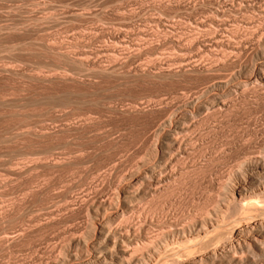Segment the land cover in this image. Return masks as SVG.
Wrapping results in <instances>:
<instances>
[{
    "label": "bare ground",
    "instance_id": "1",
    "mask_svg": "<svg viewBox=\"0 0 264 264\" xmlns=\"http://www.w3.org/2000/svg\"><path fill=\"white\" fill-rule=\"evenodd\" d=\"M51 1V0H50ZM89 1V0H88ZM92 1V0H91ZM139 1V0H138ZM165 1V0H164ZM170 1V0H169ZM192 1V0H191ZM190 0H174V4L181 7L187 12L195 7V2ZM196 1V0H195ZM205 1V0H204ZM207 1V0H206ZM205 1V3H207ZM38 2V1H37ZM49 2V1H48ZM133 2V1H132ZM135 2V1H134ZM143 2V1H142ZM203 2V1H200ZM260 0H210V9L212 14L206 20L198 19L193 21V30L186 33H177L168 31L170 34L164 38V41L172 46H177L179 53L176 54L170 61L164 65L152 67L135 66L130 71L131 74L139 75L137 77L151 78H174L180 80L182 83L187 80L190 81L189 86L194 83V86L187 87L184 82V88L182 91L175 94L169 102H162L160 100L157 111L161 112V115L157 117H150L147 123L148 128L145 130L148 134V143L144 154L138 159L132 162L131 169L125 171L122 174L114 172V177L111 183L112 187L109 191H103L102 189H96L94 186H87V192L85 191L83 196H74L73 202L79 209L84 212L85 224L84 226H72L67 228L63 242L56 248L58 253L52 256V259L43 260L45 264H238L244 261L245 255L250 254L257 255L256 258L260 259V263L264 264V138L258 141H254L255 145L242 146L238 148L236 156L233 157V161L227 169H225L222 178L217 176L216 183H213V179L210 176L213 174L210 167L215 163V160L210 156V144L214 142L211 140L212 134H215L217 130L228 124L232 125V122H236L234 113L241 106L237 99L240 95L243 99L249 93L255 97H264V23L260 30L262 31L261 37L254 39L249 37H237V33L230 31L229 22L235 21L234 16L232 19L228 16V11L239 12L242 8L250 9L260 5ZM26 3V2H25ZM32 3V2H31ZM36 3V2H35ZM168 3V2H167ZM166 3V4H167ZM199 3V2H198ZM203 3V4H205ZM221 3V7L216 8L215 5ZM38 4V3H36ZM47 4V3H46ZM144 4V2H143ZM173 4V5H174ZM202 4V3H201ZM28 5V4H27ZM26 5V6H27ZM30 5V4H29ZM84 5V3H83ZM172 5V4H171ZM174 5V6H175ZM199 5V4H198ZM16 6V5H15ZM23 6V5H22ZM35 6V5H34ZM87 6V4H86ZM140 6V5H139ZM160 6V5H159ZM168 6V5H167ZM175 6V7H176ZM197 6V4H196ZM209 6V5H208ZM218 6V5H217ZM262 6V5H261ZM5 7V6H3ZM21 7V6H20ZM31 7V6H30ZM62 7V6H61ZM114 7V6H113ZM156 7V6H155ZM177 7V8H178ZM260 7V6H259ZM27 8V7H26ZM58 8V7H56ZM64 8V7H63ZM117 8V7H116ZM141 8V6H140ZM149 8V7H148ZM165 8V7H164ZM198 8V7H197ZM196 8V10H197ZM263 8V7H262ZM261 8V9H262ZM10 9V8H9ZM16 9V8H15ZM65 9V8H64ZM63 9V10H64ZM86 9V8H85ZM180 9V8H179ZM201 9V8H200ZM257 9V8H256ZM260 9V8H259ZM260 9V10H261ZM264 9V8H263ZM1 10V9H0ZM13 10V9H12ZM62 10V11H63ZM117 10V9H116ZM181 10V9H180ZM255 10V9H254ZM17 11V10H16ZM15 11V12H16ZM22 11V10H21ZM61 11V10H60ZM119 11V10H118ZM123 11V10H122ZM199 11V10H197ZM205 11V9L203 10ZM243 11V12H244ZM24 12V11H22ZM56 12V11H55ZM59 12V11H58ZM68 12V11H67ZM70 12V11H69ZM121 12V11H120ZM175 12V11H174ZM186 12H184L186 14ZM192 12V11H191ZM195 12V11H193ZM200 12V11H199ZM209 12V10H208ZM260 12V11H259ZM264 12V10H263ZM1 13V12H0ZM10 13V12H9ZM13 12H11L12 14ZM32 13V11L30 12ZM65 13V12H64ZM118 13V12H116ZM128 13V11H127ZM189 13V12H188ZM187 13V14H188ZM202 13V12H201ZM211 13V12H210ZM229 13V12H228ZM262 13V10H261ZM7 14V13H6ZM27 14V13H26ZM62 14V13H60ZM119 14V13H118ZM174 14V13H172ZM207 14V13H206ZM229 14V15H230ZM240 14V13H239ZM244 14V13H243ZM259 14V13H258ZM264 14V13H263ZM262 14V15H263ZM2 15V14H1ZM9 15V14H8ZM84 15V14H83ZM160 15V14H159ZM168 15V14H167ZM171 15V14H170ZM191 15V14H189ZM188 15V16H189ZM209 15V14H208ZM261 15V16H262ZM48 16V15H46ZM75 17L74 15H72ZM133 16V15H132ZM138 16V15H137ZM136 16V17H137ZM158 16V15H157ZM243 16V15H242ZM32 17V16H31ZM44 17V16H43ZM80 17V16H79ZM115 17V15H114ZM153 17V16H152ZM155 17V16H154ZM185 17V16H184ZM197 17V15H196ZM194 17V18H196ZM253 17V16H252ZM12 18V17H11ZM35 18V17H34ZM41 18V17H40ZM51 18V17H50ZM53 18V17H52ZM72 18V17H71ZM156 18V17H155ZM3 19V18H2ZM21 19V18H20ZM19 19V20H20ZM31 19V18H30ZM46 19V18H44ZM154 19V18H153ZM230 19V20H229ZM242 19V18H241ZM254 19V18H253ZM22 20V19H21ZM29 20V19H28ZM33 20V19H32ZM247 20V19H246ZM50 21V20H49ZM52 21V20H51ZM54 21V20H53ZM153 21V20H152ZM155 22L159 23L160 19H155ZM241 21V20H240ZM5 22V21H4ZM30 22V21H29ZM33 22V21H32ZM37 21H35L36 23ZM45 22V21H44ZM56 22V21H55ZM128 22V21H127ZM178 22V21H177ZM185 22V21H184ZM245 22V21H244ZM254 22V20L252 21ZM2 23V22H1ZM8 23V22H7ZM7 23H5L7 25ZM43 23V22H42ZM162 23V22H161ZM186 23V22H185ZM251 23V22H250ZM261 23V22H259ZM155 24V23H154ZM163 24V23H162ZM172 24V23H171ZM170 24V25H171ZM179 24V23H178ZM181 24V23H180ZM189 24V23H188ZM232 25V23H230ZM229 24V25H230ZM253 24V23H252ZM12 25V24H11ZM21 25V24H20ZM24 25V24H23ZM36 25V24H35ZM161 25V24H160ZM169 25V26H170ZM247 25V24H246ZM34 26V25H33ZM38 26V25H37ZM109 26V25H108ZM182 26V25H181ZM185 26V25H184ZM259 26V25H258ZM13 27V26H12ZM25 27V26H24ZM23 27V28H24ZM32 27V26H31ZM95 27V26H94ZM175 27V26H174ZM178 27V26H177ZM180 27V26H179ZM234 27H236L234 25ZM233 27V28H234ZM15 28V27H14ZM28 28V27H27ZM36 28V27H35ZM115 28V27H114ZM117 28V27H116ZM123 28V27H122ZM130 28V27H129ZM137 28V27H136ZM185 28V27H183ZM237 28V27H236ZM252 28V27H251ZM259 28V27H258ZM10 29V28H9ZM8 29V30H9ZM34 29V27H33ZM111 29V28H110ZM140 29V28H139ZM235 29V28H234ZM239 29V28H238ZM23 30V29H22ZM28 30V29H27ZM100 30V29H99ZM123 30V29H122ZM133 30V29H132ZM136 30V29H135ZM143 30V29H142ZM232 30V29H231ZM2 31V30H1ZM32 31V30H31ZM35 31V30H33ZM101 31V30H100ZM127 31V30H126ZM139 31V30H138ZM147 31V30H146ZM151 31V30H150ZM188 31V30H187ZM243 31V30H242ZM247 31V30H246ZM7 32V31H6ZM9 32V31H8ZM7 32V33H8ZM17 32V31H16ZM96 32V31H95ZM108 32V31H107ZM114 32V31H113ZM237 32V31H236ZM10 33V32H9ZM18 33V32H17ZM22 33V32H21ZM30 33V32H29ZM37 34L39 32H36ZM35 33V34H36ZM128 33V32H127ZM234 33V34H233ZM244 33V32H243ZM11 34V33H10ZM102 34V33H101ZM129 34V33H128ZM150 34V33H149ZM2 35V34H1ZM14 35V34H12ZM11 35V36H12ZM34 35V34H32ZM93 35V34H92ZM121 34L119 32L112 33V38L116 41ZM244 35V34H243ZM246 35V34H245ZM251 35V34H250ZM10 36V37H11ZM39 36V35H38ZM42 36V35H41ZM47 36V35H46ZM87 36V35H86ZM91 36V35H90ZM94 36V35H93ZM139 36V35H138ZM239 36V34H238ZM5 37V36H4ZM8 37V36H7ZM29 37V36H27ZM111 37V36H110ZM252 37V35H251ZM2 38V37H1ZM124 38V36H123ZM140 38V37H139ZM145 38V37H144ZM5 39V38H4ZM12 39V38H11ZM17 39V38H16ZM28 39V38H27ZM71 39V38H70ZM46 40V39H45ZM66 40V39H65ZM89 40V39H88ZM123 40V39H121ZM126 40V39H125ZM137 40V39H136ZM149 40V38H148ZM161 40V39H160ZM3 41V40H2ZM16 41V40H15ZM30 41V40H29ZM32 41V40H31ZM35 41V40H34ZM60 41V39H59ZM63 41V40H62ZM73 41V40H72ZM4 42V41H3ZM10 42V41H9ZM14 41H12L13 43ZM33 42V41H32ZM66 42V41H65ZM74 42V41H73ZM125 42V41H124ZM25 43V42H24ZM40 43V42H39ZM42 43V42H41ZM89 43V42H87ZM115 43V42H114ZM121 43V42H120ZM123 43V42H122ZM26 44V43H25ZM28 44V43H27ZM32 44V43H30ZM54 44V43H53ZM52 42L45 43V48L52 52L54 46ZM22 45V44H21ZM36 45V43H35ZM40 47V44H37ZM60 45V44H59ZM78 45V44H77ZM119 45V44H117ZM138 45V44H137ZM250 45L253 48V56L246 62H240L246 47ZM20 46V45H19ZM26 46V45H25ZM30 46V45H29ZM32 46V45H31ZM44 44H42L41 48ZM61 46V45H60ZM84 46V45H82ZM109 46V45H108ZM125 46V45H124ZM8 47V46H7ZM58 47V46H57ZM66 47V46H65ZM75 47V46H74ZM81 47V46H80ZM118 47V46H117ZM165 47V46H164ZM175 47V48H177ZM9 48V47H8ZM17 48V47H16ZM36 48V46H35ZM38 48V47H37ZM44 48V49H45ZM70 48V46H69ZM138 48V47H137ZM136 48V49H137ZM142 48V47H141ZM145 48V47H144ZM159 48V47H158ZM11 49V48H10ZM43 49V50H44ZM45 49V50H46ZM84 49V48H83ZM95 49V48H94ZM97 49V48H96ZM173 49V47H172ZM40 50V49H39ZM65 50V49H64ZM68 50V49H67ZM72 50V49H71ZM70 50V51H71ZM81 50V49H80ZM85 50V49H84ZM83 50V51H84ZM88 50V48H87ZM98 50V49H97ZM120 50V49H119ZM124 50V49H123ZM128 50V49H127ZM142 50V49H141ZM12 51V50H11ZM33 51V50H32ZM66 51V50H65ZM69 51V50H68ZM74 51V50H73ZM72 51V52H73ZM79 51V50H77ZM82 51V52H83ZM89 51V50H88ZM102 51V50H101ZM113 55V50H103ZM110 51V52H109ZM38 52V51H37ZM45 52V51H44ZM63 52V51H62ZM80 55H86L85 51ZM116 52V51H115ZM176 52V51H175ZM21 53V52H20ZM36 53V52H35ZM55 52H53L54 54ZM70 53V52H69ZM69 53H65L66 56ZM76 53V52H75ZM107 53V54H108ZM139 53V52H138ZM147 53V52H146ZM38 54V53H36ZM35 54V56H36ZM41 54V52H40ZM43 54V53H42ZM57 54V53H56ZM61 54V51H60ZM96 54V53H95ZM106 54V55H107ZM115 54V53H114ZM129 54V53H128ZM20 55V54H19ZM30 55V54H29ZM51 55V54H50ZM63 54L60 55L62 57ZM88 55V54H87ZM94 55V54H93ZM122 55V54H121ZM144 55V54H143ZM243 57H242V56ZM45 56V55H44ZM43 56V57H44ZM47 56V55H46ZM54 56V55H53ZM89 56V55H88ZM99 56V55H98ZM97 56V57H98ZM104 56V55H103ZM115 57V55H113ZM111 56V58H113ZM52 57V56H51ZM64 57V56H63ZM68 57V56H67ZM74 57V56H73ZM81 57V56H80ZM86 57V56H85ZM96 57V56H95ZM121 57V56H120ZM143 57V56H142ZM170 57V56H169ZM250 57V56H248ZM247 57V58H248ZM42 58V57H41ZM70 58V57H69ZM72 58V56H71ZM84 58V57H81ZM80 58V59H81ZM88 58V57H86ZM85 58V59H86ZM118 58V57H116ZM161 58V57H160ZM241 58V60H240ZM59 59V58H58ZM65 59V57H64ZM68 59V58H67ZM77 59V58H76ZM100 59V58H99ZM119 59V58H118ZM169 59V58H168ZM166 59V60H168ZM51 60V59H49ZM63 60V58L61 59ZM66 60V59H65ZM63 60V61H65ZM112 60V59H111ZM114 60V59H113ZM112 60V61H113ZM155 60V59H154ZM160 60V59H159ZM59 61V60H57ZM67 61V60H66ZM72 61V60H71ZM75 61V60H73ZM80 61V60H79ZM78 63L80 64V62ZM86 61V60H84ZM103 61V60H102ZM116 61V60H115ZM113 61L115 64L104 66L102 64L96 65L95 73H99L101 76L106 75H119L115 67L119 64ZM121 61V60H119ZM123 61V60H122ZM121 61V62H122ZM126 61V60H125ZM157 61V60H156ZM56 62V61H55ZM69 62V61H68ZM67 62V63H68ZM90 62V61H89ZM98 62V61H97ZM124 62V61H123ZM162 62V61H161ZM19 63V61H18ZM77 63V61H76ZM86 63V62H85ZM99 63V62H98ZM142 63V62H141ZM155 63V62H154ZM157 63V62H156ZM1 64V63H0ZM14 64V62H13ZM21 64V63H20ZM65 64V63H64ZM82 64V63H81ZM92 64V63H91ZM110 64V63H109ZM131 64V63H130ZM135 64V63H134ZM137 64V63H136ZM160 64V63H159ZM175 66H172V65ZM55 65V64H54ZM52 65V66H54ZM59 65V64H58ZM72 65V64H71ZM85 65V64H84ZM124 65V64H123ZM126 65V64H125ZM129 65V64H128ZM9 66V65H8ZM11 66V65H10ZM20 66V65H19ZM48 66V65H47ZM51 66V65H49ZM48 66V67H49ZM68 66V65H67ZM70 66V65H69ZM79 66V65H78ZM92 66V65H90ZM150 66V64H149ZM153 66V65H152ZM155 66V65H154ZM2 67V66H1ZM6 67V66H5ZM28 67V66H27ZM55 67V66H54ZM57 67V66H56ZM55 67V68H56ZM60 67V66H59ZM72 67V66H71ZM81 70L83 67L79 66ZM118 67V66H117ZM123 67V66H122ZM126 69L127 66H125ZM129 68L131 66H128ZM12 68V67H11ZM10 68V69H11ZM54 68V69H55ZM77 68V67H76ZM88 68V67H87ZM121 68V67H120ZM30 69V68H29ZM28 69V70H29ZM34 69V68H33ZM39 69V67H38ZM42 69V68H40ZM48 69V68H47ZM52 69V68H51ZM58 69V68H57ZM73 69V68H72ZM79 69V68H78ZM92 69V67H91ZM90 69V70H91ZM32 70V69H31ZM36 70V68L34 69ZM53 70V69H52ZM66 70V69H65ZM69 70V69H68ZM75 71V69H73ZM89 70V69H88ZM121 70V69H120ZM119 70V71H120ZM124 71V68L122 69ZM1 71V70H0ZM6 71V70H5ZM4 71V72H5ZM21 71V70H20ZM30 71V70H29ZM42 71V70H41ZM48 71V70H47ZM50 71V70H49ZM61 71V70H60ZM64 71V69H63ZM85 71V70H84ZM8 72V70H7ZM6 72V73H7ZM11 72V71H10ZM14 72V71H13ZM36 72V71H35ZM57 72V71H56ZM67 71H65L66 73ZM73 72V71H72ZM77 71H75L76 73ZM93 72V71H92ZM126 72V71H125ZM125 72L124 75H125ZM128 72V70H127ZM3 73V72H1ZM0 73V74H1ZM9 73V72H8ZM52 73V72H51ZM55 73V71H54ZM58 73V72H57ZM81 73V72H80ZM94 73V72H93ZM122 73V72H121ZM122 73V74H123ZM129 73V72H128ZM127 73V74H128ZM129 73V74H130ZM12 74V73H11ZM17 74V73H16ZM43 74V73H42ZM60 74V73H59ZM79 74V73H78ZM77 74V75H78ZM84 74V73H83ZM82 74V75H83ZM86 74V73H85ZM98 74V75H99ZM128 74V75H129ZM13 75V74H12ZM19 75V74H17ZM26 75V74H25ZM42 77H33L44 81H54L55 83H62L67 85V82L76 81L78 78L73 75L60 74ZM52 75V74H51ZM80 75V74H79ZM99 75V76H100ZM8 76V75H6ZM33 76V75H31ZM30 76V78H31ZM123 76V75H122ZM15 77V76H12ZM22 77V76H21ZM26 77V76H25ZM28 77V76H27ZM26 77V78H27ZM82 77V76H80ZM93 77V76H91ZM105 77V76H104ZM109 79L111 76H108ZM17 78V77H16ZM27 78V79H30ZM127 78V77H126ZM170 78V79H171ZM6 79V78H5ZM22 79V78H21ZM95 79V78H94ZM103 79V77H102ZM108 79V78H107ZM113 79V77H112ZM111 79V80H112ZM123 79V78H122ZM125 79V78H124ZM139 79V78H138ZM144 79V78H142ZM146 79H149L148 77ZM152 79V80H154ZM164 79V78H163ZM166 79V78H165ZM190 79V80H188ZM80 80V79H79ZM100 80V79H99ZM106 80V79H105ZM136 80V79H135ZM151 80V79H150ZM149 80V81H150ZM158 80V79H156ZM173 80V79H171ZM175 80V81H176ZM193 80V81H192ZM11 81V80H10ZM26 81V80H24ZM34 81V80H33ZM155 81V80H154ZM153 81V82H154ZM179 81V82H180ZM22 82V81H21ZM36 82V81H35ZM85 82V81H84ZM87 82V81H86ZM195 82L197 84H195ZM48 83V82H47ZM46 83V84H47ZM76 83V82H75ZM103 83V82H102ZM20 84V83H19ZM74 84V83H73ZM71 83V85H73ZM85 84V83H84ZM96 84V83H95ZM16 85V84H15ZM34 85V84H33ZM38 85V84H37ZM63 85V86H64ZM65 85V86H66ZM70 85V84H69ZM70 85V86H71ZM76 85V84H75ZM80 85V84H79ZM87 85V84H86ZM92 85V84H91ZM156 85V84H155ZM17 86V85H16ZM20 86V85H19ZM36 86V85H35ZM39 86V85H38ZM54 86V84L52 85ZM59 86V85H57ZM78 86V85H77ZM5 87V86H4ZM40 87V86H39ZM61 87V86H59ZM72 87V86H71ZM70 87V88H71ZM3 88V87H2ZM22 88V87H21ZM42 88V87H41ZM52 88V87H51ZM76 88V87H75ZM75 88L69 89L64 87L61 90L62 102L75 103L81 100L83 92L80 94L75 92ZM94 88V87H93ZM32 89V88H31ZM83 89V88H82ZM92 89V88H91ZM8 90V89H7ZM23 90V88H22ZM41 90V89H40ZM44 90V89H42ZM48 90V89H47ZM53 90V89H52ZM75 90V91H74ZM11 91V90H10ZM21 91V90H20ZM26 91V90H25ZM29 91V90H27ZM51 91V89L49 90ZM58 91V90H57ZM81 91V89L79 90ZM90 91V90H89ZM95 91V90H94ZM13 92V91H12ZM31 92V91H30ZM41 92V91H40ZM44 92V91H43ZM52 92V91H51ZM53 92H55L53 90ZM85 92V91H84ZM98 92V91H97ZM5 93V92H4ZM20 94V93H19ZM18 94V95H19ZM24 94V93H23ZM42 94V93H41ZM85 94V93H84ZM89 94V93H88ZM254 94V95H253ZM34 95V94H33ZM38 95V93H37ZM43 95V94H42ZM41 95V96H42ZM56 95H58L56 93ZM60 95V94H59ZM92 95V94H91ZM97 95V94H96ZM31 97V95H29ZM36 96V94H35ZM44 96V95H43ZM42 96V97H43ZM48 96V95H47ZM50 96V95H49ZM86 96V94H85ZM90 96V94H89ZM13 97V96H12ZM56 100L59 96H55ZM84 97V96H83ZM92 97V96H91ZM94 97V96H93ZM5 98V97H4ZM7 98V96H6ZM27 98V97H26ZM29 98V97H28ZM51 96V100H52ZM60 98V97H59ZM103 98V97H102ZM252 98V97H251ZM2 99V98H1ZM44 99V98H43ZM50 99V98H48ZM83 99V98H82ZM85 99V98H84ZM83 99V100H84ZM89 101V98H87ZM97 99V97H96ZM108 99V98H107ZM250 99V98H249ZM5 100V99H4ZM7 100V99H6ZM5 100V101H6ZM12 100V99H11ZM10 100V101H11ZM33 100V99H32ZM38 100V99H37ZM50 100V101H51ZM54 100V99H53ZM61 100V99H60ZM86 100V99H85ZM98 100V99H97ZM112 100V99H110ZM2 101V100H1ZM9 101V100H7ZM35 101V100H34ZM39 101V100H38ZM91 101V100H90ZM158 101V100H157ZM168 101V100H167ZM240 101V100H239ZM244 101V102H245ZM252 101V100H251ZM256 101V100H255ZM258 101V100H257ZM261 101H263L261 99ZM31 102V101H30ZM52 102V101H51ZM50 102V103H51ZM55 102V101H54ZM58 104L54 106L63 105L57 101ZM83 104L84 102L81 101ZM81 102L79 104H81ZM86 102V101H85ZM240 105L239 107L235 105ZM242 102V101H240ZM248 102V101H246ZM250 102V101H249ZM7 103V102H5ZM4 103V104H5ZM11 103V102H9ZM26 103V102H25ZM44 103V102H43ZM46 103V102H45ZM44 103V104H45ZM56 103V102H55ZM90 103V102H89ZM93 104V102L91 101ZM95 103V102H94ZM109 103V101L107 102ZM111 103V102H110ZM158 103V102H157ZM252 103V102H251ZM3 104V103H2ZM12 104V103H11ZM16 104V103H15ZM48 104V103H47ZM45 104V105H47ZM99 104V102H98ZM103 104V103H102ZM156 104V103H155ZM259 104V103H258ZM21 105V104H20ZM44 105V106H45ZM65 105V104H64ZM109 105V104H108ZM115 105V104H114ZM132 105V104H131ZM127 106L124 112L141 115L145 113V108L139 106ZM0 106H2L0 104ZM10 106V105H9ZM48 106V105H47ZM53 106V107H54ZM66 106V105H65ZM71 106V104H70ZM85 106V105H84ZM95 106V105H94ZM96 106H98L96 104ZM113 106V105H112ZM155 106V105H154ZM237 106V109L233 111V108ZM252 106V105H251ZM262 106V105H261ZM49 107V106H48ZM47 107V108H48ZM61 107V106H60ZM64 107V106H63ZM80 107V106H79ZM83 107V106H81ZM103 107V106H102ZM110 107V106H109ZM1 108V107H0ZM5 108V107H4ZM7 108V106H6ZM9 108V107H8ZM17 108V107H16ZM56 108V107H55ZM98 108V107H97ZM113 108V107H112ZM121 108V107H120ZM243 108V107H242ZM241 108V109H242ZM257 108V107H256ZM18 109V108H17ZM22 109V107H21ZM43 109V108H42ZM41 109V110H42ZM62 109V108H61ZM64 109V108H63ZM100 109V108H99ZM106 109V108H105ZM123 109L121 111H123ZM149 109V108H148ZM245 109V108H243ZM4 110V109H3ZM12 110V109H11ZM24 110V109H23ZM52 111V109H50ZM65 110V109H64ZM73 110V108H72ZM80 110V109H79ZM101 110V109H100ZM109 110V109H108ZM114 110V108H113ZM112 110V111H113ZM155 110V109H154ZM240 110V108L238 109ZM251 110V109H250ZM28 111V110H27ZM59 111V110H58ZM103 111V110H102ZM150 111V110H149ZM152 111V110H151ZM150 111V112H151ZM156 111V112H157ZM6 112V111H5ZM29 112V111H28ZM64 112V111H63ZM91 112V111H90ZM115 112V111H114ZM234 112V113H233ZM245 112V111H243ZM248 112V111H247ZM27 113V112H26ZM25 113V114H26ZM75 113V112H74ZM95 113V112H94ZM108 113V112H107ZM118 113V112H117ZM120 113V112H119ZM122 113V112H121ZM126 113V114H127ZM147 113V112H146ZM241 113V112H240ZM2 114V113H1ZM23 115V113H21ZM70 114V113H69ZM72 114V113H71ZM86 114V113H85ZM89 114V113H88ZM87 114V115H88ZM92 114V113H91ZM100 114V113H99ZM110 114V113H109ZM124 113H122L123 115ZM125 114V115H126ZM152 114V112H151ZM12 115V114H10ZM84 115V114H83ZM237 115V114H236ZM235 115V116H236ZM6 116V115H5ZM4 116V117H5ZM62 116V115H61ZM85 116V115H84ZM109 116V115H108ZM124 116V115H123ZM144 116V115H143ZM147 116V115H146ZM254 116V115H253ZM1 117V116H0ZM8 117H10L8 115ZM16 117V115H15ZM26 117V116H25ZM81 117V115H80ZM87 117V116H86ZM84 117L86 120L78 121L75 124H67V122L56 129V132L48 131L50 133L59 132L62 134L64 131H80L84 130L87 126L89 130L91 118ZM98 117V116H97ZM96 117V118H97ZM61 118V117H60ZM67 118V117H66ZM77 118V117H76ZM118 118V117H117ZM135 118V117H134ZM81 119V118H80ZM83 119V118H82ZM102 119V118H101ZM100 119V120H101ZM104 119V118H103ZM127 119V118H126ZM132 119V118H131ZM139 119V118H138ZM148 119V118H147ZM248 119V118H247ZM2 120V119H1ZM98 120V119H97ZM246 120V119H245ZM8 121V120H7ZM11 121V120H10ZM42 121V120H41ZM40 121V122H41ZM53 121V120H52ZM51 121V122H52ZM62 121V122H63ZM250 121V120H249ZM16 122V121H15ZM75 122V121H74ZM96 122V121H95ZM94 122V123H95ZM100 122V121H98ZM97 122V123H98ZM244 122V121H243ZM10 123V122H9ZM19 123V122H18ZM36 123V122H35ZM61 123V122H60ZM93 123V124H94ZM101 123V122H100ZM130 123V122H129ZM4 124V123H3ZM21 124V123H20ZM57 124V122H55ZM92 124V125H93ZM134 124V123H133ZM19 125V124H18ZM27 125V124H26ZM42 125V124H41ZM236 125V124H235ZM29 126V125H28ZM45 126V125H44ZM48 126V125H47ZM45 126V127H47ZM56 126V125H55ZM248 126V125H247ZM6 127V126H5ZM13 127V126H12ZM94 127V126H93ZM104 127V126H103ZM137 127V126H136ZM147 126H145L146 128ZM226 127V126H225ZM224 127V128H225ZM264 127V126H263ZM4 128V127H3ZM21 128V127H20ZM23 128V126H22ZM28 128V127H27ZM26 128V129H27ZM48 128V127H47ZM91 128V129H90ZM98 128V127H97ZM30 129V128H29ZM28 129V130H29ZM36 129V127H35ZM46 129V128H43ZM86 128V130L88 131ZM96 129V128H95ZM107 129V128H106ZM113 129V128H112ZM226 129V128H225ZM246 129V128H245ZM5 130V129H4ZM16 130V129H15ZM22 130V129H20ZM24 130V129H23ZM26 130V131H28ZM34 130V129H33ZM47 130H40L33 132L32 135L38 137L49 134ZM81 130V131H82ZM227 130V129H226ZM9 131V130H8ZM86 131V132H87ZM100 131V130H99ZM98 131V132H99ZM108 131V130H107ZM118 131V130H116ZM223 131V129H222ZM239 131V130H238ZM256 131V130H255ZM84 132V131H83ZM105 132V131H104ZM5 133V132H3ZM25 133V132H24ZM23 133V134H24ZM27 133V132H26ZM58 133V135H60ZM65 133V132H64ZM68 133V132H67ZM70 133V132H69ZM91 133V131H90ZM90 133H87L88 135ZM95 131L93 132V134ZM116 133V132H115ZM123 133V132H122ZM145 133V132H144ZM219 133V132H218ZM8 134V133H7ZM6 134V135H7ZM20 134V133H19ZM18 134V135H19ZM22 134V133H21ZM80 134V133H79ZM83 134V133H82ZM91 134V135H93ZM98 134V133H97ZM138 134V133H136ZM221 134V133H220ZM237 134V133H236ZM13 135V134H12ZM25 135V134H24ZM23 135V136H24ZM29 135V134H27ZM51 135V134H50ZM55 134H52V136ZM63 135V134H62ZM62 135L60 137H62ZM69 135V134H68ZM72 135V134H71ZM70 135V136H71ZM95 135V134H94ZM93 135V136H94ZM105 136H110L104 134ZM117 135V134H116ZM133 135V134H132ZM144 135V134H143ZM211 135V136H210ZM263 135V134H262ZM16 136V134H15ZM31 136V135H29ZM46 136V135H45ZM44 136V137H45ZM64 136H66L64 134ZM73 136V135H72ZM81 136V135H80ZM90 136V135H89ZM101 136V135H99ZM103 136V137H105ZM112 136V135H111ZM110 136V137H111ZM215 136V135H214ZM5 137V136H2ZM8 137V136H7ZM5 137V138H7ZM32 137V136H31ZM50 137V136H49ZM57 137V136H56ZM59 137V138H60ZM68 136H66L67 138ZM76 137V136H75ZM87 137V136H85ZM210 137V139H209ZM9 138V137H8ZM23 138V137H22ZM28 138V137H27ZM34 138V139H35ZM48 138V137H47ZM70 138V137H69ZM78 138V137H77ZM77 138H73L76 140ZM83 138V137H82ZM106 138V137H105ZM109 138V137H108ZM214 138V137H213ZM216 138V136H215ZM10 139V138H9ZM20 139V138H19ZM25 139V138H24ZM41 139V138H40ZM43 139V138H42ZM51 139V138H50ZM65 139V138H64ZM63 139V140H64ZM104 139V138H103ZM112 139V138H111ZM123 139V138H122ZM18 140V139H17ZM45 140V139H44ZM53 140V139H52ZM62 140V138H61ZM62 140V141H63ZM73 140V141H74ZM81 140V138H80ZM79 140V141H80ZM90 140V139H89ZM110 140V139H109ZM120 140V139H119ZM210 140L212 142H210ZM3 141V140H2ZM6 141V140H5ZM20 141V140H19ZM51 141V140H50ZM54 141V140H53ZM65 141V140H64ZM88 141V140H87ZM11 142V141H10ZM21 142V141H20ZM24 142V141H23ZM28 142V141H27ZM38 141H35V143ZM55 142V141H54ZM66 142V141H65ZM83 142V141H82ZM93 142V141H92ZM99 142V141H98ZM250 142V141H249ZM29 143V142H28ZM41 143V142H40ZM49 143V142H48ZM52 143V142H51ZM58 144L57 142H55ZM54 143V144H55ZM86 143V142H85ZM13 144V143H12ZM22 144V143H21ZM42 144V143H41ZM55 144V145H56ZM61 144V143H60ZM68 144V142L66 143ZM65 144V145H66ZM32 145V144H31ZM46 145V144H42ZM51 145V144H50ZM62 145V144H61ZM80 145V144H79ZM237 145V144H236ZM6 146V145H5ZM53 146V145H51ZM57 146V145H56ZM73 146V145H72ZM145 146V145H144ZM231 146V145H230ZM7 147V146H6ZM16 147V146H15ZM29 147V145H28ZM47 147V145H46ZM55 147V146H54ZM61 147V146H60ZM63 147V146H62ZM79 147V146H78ZM11 148V147H10ZM39 148V147H38ZM43 148V147H42ZM41 148V149H42ZM51 148V147H48ZM71 148V147H70ZM73 148V147H72ZM81 148V147H80ZM83 148V147H82ZM82 148L80 150H82ZM6 149V148H5ZM4 149V150H5ZM23 149V148H22ZM27 149V148H26ZM37 149V148H36ZM69 149V148H66ZM77 149V148H76ZM75 149V150H76ZM84 149V148H83ZM234 149V148H233ZM7 150V149H6ZM17 151V149H15ZM19 150V149H18ZM21 150V149H20ZM30 150V149H29ZM34 150V149H33ZM45 150V149H43ZM52 151V149H50ZM57 150V149H56ZM79 150V149H78ZM105 150V149H103ZM12 151V150H11ZM35 151V150H34ZM49 151V150H47ZM66 151V150H65ZM96 151V150H95ZM144 151V150H143ZM6 152V151H5ZM14 152V151H13ZM42 152L39 151V153ZM46 153V151H43ZM42 152V153H43ZM59 152V151H58ZM67 152V151H66ZM70 152V151H69ZM73 152V151H72ZM85 151H83L84 153ZM89 152V151H88ZM103 152V151H102ZM101 152V153H102ZM4 153V152H3ZM10 153V152H9ZM8 153V155H9ZM48 153V152H47ZM68 153V152H67ZM66 153V154H67ZM217 153V152H216ZM220 153V152H219ZM225 153V152H224ZM11 154V153H10ZM14 154V153H13ZM24 154V153H23ZM31 154V153H30ZM37 154V151H36ZM35 154V155H36ZM49 154V153H48ZM47 154V155H48ZM54 154V153H53ZM61 154V153H60ZM73 154V153H72ZM80 153L73 154L77 158ZM85 154V153H84ZM140 154V153H139ZM26 155V154H24ZM34 155V154H33ZM39 155V154H38ZM42 155V154H41ZM50 155V154H49ZM64 155V154H63ZM93 155V154H92ZM212 155V154H211ZM216 155V154H215ZM215 155H212L215 157ZM218 155V153H217ZM222 155V153H221ZM220 155V156H221ZM224 155V154H223ZM226 155V154H225ZM224 155V156H225ZM4 156V155H3ZM16 156V155H15ZM14 156V157H15ZM20 156V155H19ZM17 156V157H19ZM37 156V155H36ZM45 156V155H42ZM55 156V155H54ZM57 156V155H56ZM87 156V152H86ZM13 157V156H12ZM29 157V155H28ZM50 157V156H49ZM48 157V158H49ZM59 158L50 159L45 158L39 160L38 158L29 163H24L18 168V173L24 174L28 171L39 167L48 166L52 169L61 165L65 166L66 163H72V160H62ZM62 157V156H61ZM66 157V156H64ZM70 157V156H69ZM133 157V156H132ZM219 158V156H216ZM215 157V158H216ZM223 157V156H222ZM32 158V157H30ZM67 158V157H66ZM78 158V159H79ZM11 159V158H10ZM20 159V158H19ZM18 159V160H19ZM29 159V158H28ZM41 159V158H40ZM68 159V158H67ZM71 159V158H70ZM75 159V158H74ZM73 159V160H74ZM77 159V160H78ZM83 159V158H82ZM135 159V158H133ZM132 159V160H133ZM221 159V157H220ZM1 160V159H0ZM9 160V159H8ZM7 160V161H8ZM23 160V159H22ZM213 160V162H212ZM5 161V160H4ZM6 161V162H7ZM10 161V160H9ZM13 161V160H12ZM80 161V159H79ZM84 161V160H83ZM218 161V160H216ZM11 162V161H10ZM18 162V161H17ZM78 162V161H77ZM212 162V163H211ZM9 163V162H8ZM21 161L19 160V165ZM76 163V162H74ZM80 165V162H78ZM10 164V163H9ZM6 163V165H9ZM14 163H12L13 165ZM211 164V166H210ZM216 164V163H215ZM69 165V164H68ZM73 163L70 165L72 166ZM78 165V166H79ZM116 165V164H115ZM43 166V167H45ZM113 166V165H112ZM9 167V166H8ZM12 167V166H11ZM9 167V169H12ZM15 167V166H14ZM67 167V166H66ZM69 167V166H68ZM77 167V166H76ZM81 167V166H80ZM115 167V166H114ZM119 167V166H118ZM215 167V166H213ZM211 167V168H213ZM1 168V167H0ZM49 168V169H50ZM63 168V167H62ZM71 168V167H70ZM130 168V167H129ZM14 169V168H13ZM41 169V168H40ZM44 169V168H43ZM58 169V168H57ZM109 169V168H108ZM115 169V168H114ZM113 169V170H114ZM117 169V168H116ZM215 169V168H214ZM221 169V168H220ZM8 169H6L7 171ZM15 170V169H14ZM17 170V169H16ZM128 170V168L126 169ZM37 171V169H36ZM65 171V170H64ZM95 171V170H94ZM111 171V170H110ZM115 171V170H114ZM213 171V170H212ZM15 172V171H14ZM45 172V171H44ZM55 172V171H54ZM74 172V171H73ZM85 172V171H84ZM91 172V171H89ZM99 173V171H97ZM122 172V171H121ZM221 172V171H220ZM16 173V172H15ZM17 173V174H18ZM38 173V172H37ZM50 173V172H49ZM59 173V172H58ZM79 173V172H78ZM87 173V171H86ZM112 172H110L111 175ZM3 174V173H1ZM0 174V175H1ZM66 174V173H65ZM68 174V173H67ZM71 174V173H70ZM76 174V173H74ZM82 174V173H81ZM107 174V173H105ZM103 173V176L105 175ZM121 174V175H120ZM5 175V174H4ZM2 175V176H4ZM50 175V174H49ZM57 175V174H56ZM79 175V174H78ZM77 175V176H78ZM87 175V174H86ZM108 175V174H107ZM215 175V174H214ZM10 176V175H9ZM22 176V175H21ZM26 176V175H24ZM100 176V175H98ZM106 176V175H105ZM1 177V176H0ZM5 177V176H4ZM33 177V176H32ZM85 177V176H84ZM83 177V178H84ZM108 177V176H107ZM106 177V178H107ZM110 177V178H112ZM7 178V177H6ZM10 178V177H9ZM29 178V177H28ZM93 178V177H92ZM99 178V177H97ZM26 179V178H25ZM38 179V178H37ZM81 179V178H80ZM79 179V180H80ZM101 179V178H100ZM105 179V178H104ZM103 179V180H104ZM211 179V180H210ZM21 180V179H20ZM31 180V179H30ZM54 180V179H53ZM89 180V179H88ZM107 180V179H105ZM104 180V181H105ZM10 181V180H9ZM18 181V180H17ZM55 181V180H54ZM53 181V182H54ZM58 181V180H57ZM62 181V180H61ZM92 181V180H90ZM99 181V180H98ZM103 181V182H104ZM215 181V180H214ZM46 182V181H45ZM88 182V181H86ZM9 183V182H5ZM18 183V182H17ZM33 183V182H32ZM81 183V182H80ZM107 183V182H106ZM29 184V183H28ZM44 184V183H43ZM62 184V183H61ZM42 185V184H41ZM92 185V184H89ZM94 185V184H93ZM100 185V184H99ZM99 185H96L99 187ZM14 186V184H13ZM30 186V185H29ZM106 186V185H105ZM27 187V186H26ZM42 187V186H41ZM60 187V186H59ZM58 187V188H59ZM9 188V187H7ZM11 188V187H10ZM39 188V187H38ZM110 188V186H109ZM21 189V188H20ZM37 189V188H36ZM41 189V188H40ZM38 189V190H40ZM54 189V188H53ZM66 189V187H65ZM70 189V188H69ZM91 192L88 193V190ZM210 189L212 190V196H210ZM1 190V189H0ZM11 190V189H10ZM14 190V189H13ZM43 190V189H42ZM64 190V189H61ZM190 191L194 205L189 209L180 205V215L177 218L170 219L168 217L167 209H164L163 201L164 196L168 192L174 194L180 193L186 194V191ZM3 191V190H2ZM25 191V190H24ZM37 191V190H36ZM188 191V192H189ZM195 191V192H194ZM32 192V191H31ZM39 192V191H38ZM80 192V191H79ZM187 192V193H188ZM3 193V192H2ZM36 193V192H35ZM34 193V194H35ZM42 193V192H41ZM62 193V192H61ZM69 193V192H68ZM28 194V193H27ZM39 194V193H37ZM43 194V193H42ZM66 194V193H65ZM169 194V193H168ZM189 194V195H190ZM2 195V194H0ZM16 195V194H15ZM25 195V194H24ZM30 195V193H29ZM40 195V194H39ZM71 195V194H70ZM249 195V196H248ZM251 195V196H250ZM7 196V195H6ZM11 196V194H10ZM9 196V197H10ZM63 196V195H62ZM67 196V195H66ZM170 196V195H169ZM186 197V195H183ZM33 197V196H32ZM42 197V196H41ZM60 197V196H59ZM64 197V196H63ZM71 197V196H70ZM188 197V196H187ZM17 198V197H16ZM20 198V197H18ZM166 198V196H165ZM171 198V197H170ZM173 198V197H172ZM179 198V197H178ZM5 199V198H4ZM8 199V198H7ZM34 199V198H33ZM64 199V198H63ZM177 199V198H176ZM183 199V198H182ZM22 200V199H21ZM26 200V199H25ZM49 200V199H48ZM133 200H139L137 202H144L145 206L139 205L142 203L134 204ZM8 201V200H7ZM13 201V200H12ZM19 201V200H18ZM42 201V200H41ZM66 201V198H65ZM71 201V202H72ZM174 201V200H172ZM170 201V202H172ZM176 201V200H175ZM179 201V200H178ZM177 201V202H178ZM184 201V199H183ZM15 202V201H14ZM13 202V203H14ZM23 202V201H21ZM34 202V201H33ZM32 202V203H33ZM63 202V201H62ZM65 202V207L68 211H72V203ZM133 202V203H132ZM10 203V202H9ZM12 203V202H11ZM16 203V202H15ZM14 203V204H15ZM37 203V202H36ZM35 203V204H36ZM181 203V201H180ZM189 203V202H188ZM3 204V203H2ZM21 205V203H19ZM17 204V205H19ZM47 204V203H46ZM45 204V205H46ZM52 204V203H51ZM59 204V203H58ZM16 205V204H15ZM15 205L1 206L0 204V245H7L6 243L14 244L22 238L25 232V226L15 228L16 230L6 231L3 222L5 220L9 223L10 219L14 218ZM19 205V206H20ZM41 205V204H40ZM50 205V204H49ZM62 205V206H63ZM169 205V204H168ZM33 206V205H32ZM37 206V205H36ZM52 206V205H51ZM23 207V206H22ZM27 207V206H26ZM48 207V206H46ZM50 207V206H49ZM48 207V209H49ZM72 207V208H71ZM167 207V205H166ZM54 208V207H53ZM45 210L44 215L46 219H54L55 211ZM59 208V207H58ZM76 208V206H75ZM74 208V209H75ZM37 209V208H36ZM46 209V208H44ZM66 209V208H65ZM64 209V210H65ZM66 209V210H67ZM71 209V210H70ZM78 209V210H79ZM36 211V210H35ZM44 211V210H43ZM59 211V210H58ZM63 211V210H62ZM67 211V212H68ZM76 211V210H75ZM26 212V210H25ZM29 212V211H28ZM65 212V211H64ZM81 212V211H80ZM36 213V212H35ZM57 213V212H56ZM66 213V212H65ZM64 213V214H65ZM138 213L137 216H135ZM42 214V213H40ZM59 214V213H58ZM61 214V213H60ZM63 214V215H64ZM78 214V213H77ZM135 214V215H134ZM15 215V216H14ZM20 215V213H19ZM57 215V214H56ZM237 215V216H236ZM32 216V215H31ZM40 216V215H39ZM37 216V221L38 217ZM43 216V215H41ZM60 216V215H59ZM58 216V217H59ZM65 216V215H64ZM236 216L237 219L234 217ZM58 217L57 218L58 220ZM71 217V216H70ZM82 217V216H81ZM17 218V217H16ZM36 218V217H35ZM44 216L42 217V219ZM62 217L60 216L59 221ZM67 218V217H66ZM30 219V218H29ZM28 219V220H29ZM34 219V218H32ZM45 219V220H46ZM73 219V218H72ZM15 219L11 220L14 221ZM41 220V219H39ZM56 219L52 220L55 221ZM62 220V219H61ZM71 220V219H70ZM35 221V220H34ZM50 221V222H52ZM6 222V223H7ZM10 222V223H11ZM24 222V221H23ZM32 222V221H31ZM36 222V221H35ZM34 222V223H35ZM41 222V221H40ZM45 222V221H44ZM47 222V220H46ZM39 223V222H37ZM60 223V222H59ZM64 223V222H63ZM74 223V222H73ZM5 224V223H4ZM20 224V223H19ZM30 224V223H29ZM42 224V223H41ZM47 224V223H46ZM53 224V223H52ZM69 224V223H68ZM21 225V224H20ZM18 225V226H20ZM26 225V222H25ZM34 225V224H33ZM40 225V224H39ZM54 225V224H53ZM7 226H9L7 224ZM41 226V225H40ZM39 226V227H40ZM44 226V225H43ZM16 227V226H15ZM29 227V226H28ZM32 228V227H31ZM36 228V227H35ZM43 228V227H42ZM60 228V227H59ZM28 229V228H27ZM40 229V228H37ZM9 230V229H8ZM30 230V229H29ZM42 230V229H41ZM34 231V230H32ZM37 231V230H36ZM11 232V233H10ZM30 232V231H29ZM44 232V231H43ZM26 233V232H25ZM24 233V234H25ZM64 233V232H63ZM12 234V235H10ZM33 234V233H32ZM30 235V234H29ZM46 235V234H45ZM64 235V234H63ZM62 235V237H63ZM26 236V235H25ZM55 236V235H54ZM36 237V236H35ZM51 237V236H50ZM30 238V237H29ZM43 239V238H42ZM45 239V238H44ZM21 240V239H20ZM25 240V239H24ZM27 241V240H26ZM62 241V239H60ZM19 242V241H18ZM25 242V241H23ZM22 242V243H23ZM29 242V241H28ZM50 242V241H49ZM17 243V242H16ZM30 243V242H29ZM20 244V242H19ZM53 245V244H52ZM51 245V246H52ZM11 246V245H10ZM16 246V245H15ZM24 246V245H23ZM50 246V247H51ZM56 246V244H55ZM54 246V247H55ZM49 247V246H48ZM2 248V247H1ZM0 248V249H1ZM11 248V247H10ZM8 249V248H5ZM257 250L258 254L253 252ZM51 250V249H50ZM49 250V251H50ZM14 251V250H13ZM19 251V250H17ZM56 251V252H57ZM53 252V251H52ZM51 252V253H52ZM246 252V254H244ZM247 252H249L247 254ZM14 253V252H13ZM50 253V252H49ZM48 254V253H47ZM3 255V254H2ZM53 255V254H52ZM246 258V256H245ZM258 259V260H259ZM42 260V259H41ZM254 260V259H253ZM257 261V260H256ZM255 262V260H254ZM257 261L256 263H258ZM243 263V264H244ZM259 263V264H260Z\"/></svg>",
    "mask_w": 264,
    "mask_h": 264
},
{
    "label": "rangeland",
    "instance_id": "2",
    "mask_svg": "<svg viewBox=\"0 0 264 264\" xmlns=\"http://www.w3.org/2000/svg\"><path fill=\"white\" fill-rule=\"evenodd\" d=\"M142 1L144 2V4H143ZM200 1H203V2H200ZM205 1L204 0H198V2H199L198 3L197 0L196 1L195 0H192L191 2H195V3L197 2L196 3L197 6L195 4V7L193 9L187 10V12H186L181 7L176 6L173 3L174 0H170V1L169 0H165V1L164 0H139V1L138 0H92V1L91 0H89V1L88 0H51V1L50 0H0V9H1L0 10V12H1L0 13V63H1L0 64V70H1L0 73L3 72V73L0 74V104L2 105V106H0L1 107L0 108V116H1L0 117V159H1L0 160V167H1L0 168V174L3 173V174L0 175L1 176L0 177V189H1L0 190V194H2V195H0V204H1V206H3V205L4 206H6V205L9 206L10 204H13V206H14L15 204L17 205V204L21 203V205L19 204L20 206L17 205L19 207V209L15 205V209L16 208L18 209V210L16 209L17 211H15V215L16 216L14 215L15 217L12 218V219H10V220H8V221L11 222V220H13V219H15V220L12 221L11 223L10 222L8 223L6 220H5V222H3V225H5L4 228L7 229L6 230L7 232L8 231H12L13 232V230H16L15 228H17V229H18V227H23L24 228V226H25V229H26V230H24L26 233L24 232L25 234L23 233L22 238H20L21 240L18 239V241L20 242V244H19L18 241H15V242H13L14 244L6 243L7 245H5V246L4 245H0V248L2 247L0 249V264H45L46 263V262H44L45 260L48 261V259H50V258L52 259V256H55L54 253L55 254L58 253V251H57L58 249H56V248L60 245L61 242H63L64 236H65V231L67 230V228H70L72 226H77V225L80 226V227L81 226L83 227L84 224H85L84 212L81 209H79L77 207V205H75L74 202L72 201L73 198H74V196L75 195L76 196L78 195L77 197H79L80 195L81 196L85 195L86 193L85 194H83V193L85 191L87 192V189L90 186H94L96 189H100V190L102 189L103 191H106V189L108 188L107 191H109V189H111V187H112L111 186L112 184L109 183V185H108V181L109 182H112L115 179L114 178L115 176L112 177L114 174H116L114 172H116L118 170L117 171V174L119 175V173L122 174L125 171L126 172L129 171L131 169L132 162H134V160L138 159V157H140V155L142 156L144 154L145 149H146V146H147V143L149 141L148 140V134L145 131L148 128L147 123L149 121V118L150 117L151 118L152 117L153 118L154 117H157L158 118L161 115V112L159 110L157 111V109H158L157 106H159V103H160L159 101L160 100H162V102H164V101L169 102L170 100L171 101L172 100L174 101V99H171V96H172V98H174L173 96L175 94H177L178 92L182 91V89L184 88V86L186 87V85H187V87H191L192 85L194 86V83H193L194 81L192 80L193 81V82H191L192 85L189 86L190 81H188V83H186L187 80H186V82L184 81L186 83V85H184L183 80H182V83H181V81L179 79L176 80L177 78L175 79V77L174 78H171L170 77L173 80H171L168 77H163L164 79L163 78H156V79H158V80H156V79L151 78L149 76H146V77L144 76V77H142L144 79H142L140 77H137L139 75H134V74H131V73L134 70L133 68H135V66L137 67L138 65L139 66H141V65L143 66V64H144L143 67H152V68H155L157 66L164 65V61H165V63L172 62L170 60L172 59V57H174L176 54L179 53V50H178L179 48L177 46H175V45L172 46L171 44L166 43L164 41V38L166 37L167 33H168V35L170 34L168 32L169 30L170 31L172 30V32H177V33H180L181 31H182L181 33H184V32L188 33V32H190V30H193V28H194V27H192V25H193L192 23H193L194 20H198V19L199 20L200 19L206 20L208 18V16L210 18L211 14H212V11L210 9V3H209L210 0H207L206 1L207 3H205ZM35 2L38 3V4H36ZM260 2H261V4L260 5L258 4V6H256L255 8H252V10H250L251 8L250 9L249 8L248 9L245 8V11H244V8H242V10L240 9L239 12H235V13H233L234 11H228L229 13L227 12L228 16L231 17L230 19H232V17H234V16L236 17L235 18V21L238 19L236 22H234V25L237 28L234 27L233 22H229V24L232 23V25L231 24L230 25L228 24V27L230 26V28L232 29V30L230 29V31L231 32L233 31L234 33H237L235 35H237V37H239L240 39H241V37L242 38L243 37H249V38H254V39H257V38L261 37V35H259V34L262 33V31L260 30V25L262 26L263 23H264V14H263L264 13L263 12V10H264L263 9L264 8V0H260ZM83 3H84V5H83ZM203 3H205V4H203ZM86 4H87V6H86ZM139 5L141 6V8H140ZM217 5H215L216 8L221 7V3H220V5L219 4H217ZM3 6H5V7H3ZM56 7H58V8H56ZM196 8L200 12L197 11ZM259 8L260 9L262 8L261 9L262 10V13H261V10ZM204 9H205V11H203ZM21 10L24 11V12H22ZM208 10H209V12H208ZM31 11H32V13H30ZM127 11H128V13H127ZM193 11H195V12H193ZM11 12H13V13L11 14ZM116 12H118L119 14L116 13ZM184 12H186V14ZM60 13H62V14H60ZM172 13H174V14H172ZM230 13L232 15L234 14V16H232ZM189 14H191V15H189ZM46 15H48V16H46ZM72 15H74L75 17H73ZM114 15H115V17H114ZM196 15H197V17H196ZM194 17H196V18H194ZM44 18H46V19H44ZM155 19H160V22L159 23L155 22L154 21ZM253 20H254V22H252ZM35 21H37V22L35 23ZM259 22H261V23H259ZM5 23H7V25ZM33 27H34V29H33ZM183 27H185V28H183ZM33 30H35V31H33ZM6 31L7 32L9 31L11 34L9 32L7 33ZM113 31L114 32H119V34H121L120 37H119V39L116 40V41L112 38V33H114ZM166 31H167V33H166ZM36 32H39V33L37 34ZM12 34H14V35H12ZM32 34H34V35H32ZM238 34H239V36H238ZM250 34L252 35V37H251ZM27 36H29V37H27ZM123 36H124V38H123ZM148 38H149V40H148ZM59 39H60V41H59ZM121 39H123V40H121ZM12 41H14V42L12 43ZM48 42H50V43L52 42V44L54 43L53 44V46L55 45L54 46V51L52 50V52H51V51H49V50H47L45 48V43H48ZM87 42H89V43H87ZM30 43H32V44H30ZM35 43H36V45H35ZM37 44H40V47ZM42 44H44L43 47L46 50L44 48H41L42 47ZM117 44H119V45H117ZM82 45H84V46H82ZM35 46H36V48H35ZM69 46H70V48H69ZM172 47H173V49H172ZM175 47H177V48H175ZM87 48H88L89 51L87 50ZM113 48H114L113 55H115V57L113 55H110L107 51L106 52L103 51V50H113ZM77 50H79V51H77ZM83 50L85 51V54L86 55H80V52H82ZM60 51H61V54H63L62 57H60V55H61L60 54ZM35 52L38 53V54H36ZM40 52H41V54H40ZM53 52H55V53L53 54ZM244 52H246V53H243V56L244 55L245 56L243 57L241 55L243 57L242 60L240 58V60H241L240 62H242V63L243 62H246L249 58H251V56H253V54H252L253 53L252 46L250 47V45H248L246 47V49H245ZM65 53L66 54L69 53L67 55L68 57L66 56ZM35 54H36V56H35ZM63 56L65 57V59L67 61L64 59ZM71 56H72V58H71ZM80 56L81 57H84V58H81ZM85 56L88 57V58H86ZM111 56H113V58H111ZM248 56H250V57H248ZM116 57H118L119 59L116 58ZM62 58L65 61L61 60ZM49 59H51V60H49ZM111 59L112 60L114 59L113 61L116 60L117 61V62L115 61L116 64L119 63L117 65L118 67L117 66L115 67V69L119 68L118 70H116L119 75L112 76V75H106V74H104V76H105L104 77L103 75L101 76L99 73H95L96 72L95 69L97 68L96 65H98V64H102L104 66L105 65L106 66L111 65L112 63L115 64ZM166 59H168V60H166ZM57 60H59V61H57ZM73 60H75V61H73ZM84 60H86V61H84ZM119 60H121V61L123 60L124 62L123 61L121 62ZM18 61H19V63H18ZM76 61H77V63H76ZM78 61L80 62V64L78 63ZM13 62H14V64H13ZM149 64H150V66H149ZM47 65L48 66L51 65V66L48 67ZM52 65H54L55 67L57 66V67L55 68ZM78 65L81 66V67H83V70H81V68ZM90 65H92V66H90ZM175 65L173 64L172 66H175ZM125 66H127L128 69H126ZM128 66H131V67L129 68ZM38 67H39V69H38ZM91 67H92V69H91ZM33 68L34 69L36 68V70H34ZM40 68H42V69H40ZM72 68L75 69V71H77V72L75 73V71ZM123 68H124V71L122 70ZM63 69H64V71H63ZM130 69L131 70L133 69L131 73H130V71H131ZM7 70H8L9 73L7 72ZM127 70H128V72L130 74L127 72ZM54 71H55V73H54ZM65 71H67V72L65 73ZM48 72L50 73V76L60 75V74H67V73H68V75L76 74V75H73V77L75 76L76 78H78V80L71 81L72 84L74 83L73 85H71L70 82L69 83L67 82V85L65 83V85H66L65 86L62 83H58L57 84L54 81L51 83V81L50 82L49 81L42 82L40 80V83H39L38 82L39 81L38 79L36 80V79L33 78V77H37V75H38V77H40V76L42 77V75H43V77L45 75L46 76H49L48 75ZM121 72L122 73L125 72V75H124V73L122 74ZM16 73L19 74V75H17ZM6 75H8V76H6ZM31 75H33V76H31ZM12 76H15V77H12ZM25 76L26 77L28 76L27 78H30V76H31V78L30 79H27ZM80 76H82V77H80ZM91 76H93V77H91ZM108 76H111L110 79H109ZM102 77H103V79H102ZM112 77H113V79H112ZM147 77L149 79H146ZM152 79H154L155 81L152 80ZM24 80H26V81H24ZM188 80H190V79H188ZM53 84H54V86H52ZM195 84H197V83L195 82ZM57 85H59L61 87H59ZM21 87L23 88V90H22ZM64 87H66V88L69 87V89H72V88L74 89L76 87L75 88L76 91L74 90L75 92H78L79 94L81 92H83V94H81V95H83L84 97L82 96V98L83 99L85 98L86 100L85 99L83 100L81 98V100H79V103L81 101H83L84 104L82 102H81V104H79L78 101H77L75 103L74 102L73 103H70L71 104V106H70L69 103L62 102L64 99H62L63 96H61V90L64 89ZM42 89H44V90H42ZM50 89H51L52 92L49 91ZM52 89L55 92H53ZM80 89H81V91H79ZM27 90H29V91H27ZM37 93H38V95H37ZM56 93L58 95H56ZM84 93L86 94V96H85ZM88 93L90 94V96H89ZM35 94H36V96H35ZM250 94H252V93H249L247 95V97H246L247 98L246 101H248V102L245 101V97H243L244 100L243 99L242 100L241 99H238L239 97L242 98V96H240V95L237 97V99H235L241 105V106L240 105H237L238 102H235L236 103L235 105H237L238 107L240 106L239 107L240 110H238L239 108L237 109V106H235V108H233V111H235L237 109L235 113L233 112L234 113L233 115H234V118H235V121L236 122H232V125H231L230 124L231 121H230L228 124H225L226 127L223 126V128L222 127L220 128V131L217 130V132L215 134H212V137H211L212 139L211 140H213L214 142H212L210 140V142H212L209 145L210 146V149H211L210 150L211 151L210 152V156L213 157L211 159L218 160V161L215 160V163L216 164L213 162V160H212L213 163L211 162L213 165L211 166V164H210L211 167L215 166L213 168L210 167V170L213 173L212 175L210 173V176L213 179L212 180L213 183L214 182L216 183V181L218 179H220V178L223 177V175H221V173L223 172L222 174H224L225 169H227V167H229L231 165V163L233 161V157L236 156V154L239 152V150H238L239 146L240 147H242V146H249V145L252 146V145H255L254 141L256 142V141L264 138V127H263L264 126V97L262 98V96H263L262 95V96H258V98H257V94H255V97L252 96V95H250ZM29 95H31V97ZM6 96H7V98H6ZM51 96L54 97V98H52V100H51ZM55 96H59L60 97V98L58 97L57 99L59 100V102L61 101L60 103H62L63 105H60L59 104V106L58 105L57 106H54V104H58V102H57L58 100H56V97ZM96 97H97L98 100L96 99ZM48 98H50V99H48ZM87 98H89V101H88ZM4 99L5 100L7 99L9 101H7V100L5 101ZM110 99H112V100H110ZM261 99L263 101H261ZM90 100L93 102V104L91 103ZM239 100L242 101V102H240ZM108 101H109V103H107ZM5 102H7V103H5ZM9 102H11L12 104L9 103ZM43 102L44 103L46 102L45 104L48 103L47 105L49 107L47 105H45ZM98 102H99V104H98ZM96 104L98 106H96ZM126 105L127 106H130V105L131 106H133V105L136 106L137 105V106H139L141 108H145L148 111H146L147 113L145 112V113H142L141 115L133 114V116H132L131 113L124 112L126 109H123V108H127ZM6 106H7V108H6ZM81 106H83V107H81ZM21 107H22V109H21ZM112 107L114 108V110H113ZM242 107L245 108V109H243ZM72 108H73V110H72ZM50 109H52V111ZM120 109L121 110L123 109V111H121ZM149 110L150 111L152 110L151 111L152 114H151V112ZM243 111H245V112H243ZM121 112L124 113L123 114L124 116L122 115ZM21 113H23V115ZM10 114H12V115H10ZM8 115L10 117H8ZM15 115H16V117H15ZM80 115H81V117H80ZM92 115H93V117H92ZM88 116L90 118L92 117L91 118V122L92 123L90 124V127L92 129L94 128L93 131L92 130H89L88 129L89 127L87 126L86 128L88 129V131L86 130V128L84 130L81 129L82 131L81 130L79 132L76 131L77 134H75V131H73V132H71V131H64L65 133L62 132L63 135L61 133H59V132H57V134L56 133H53V132H56V129L58 130V128L64 124V121H65V123L67 122V124H75L76 122H78L80 120L81 121L86 120L84 117L89 118ZM98 121H100L101 123L98 122ZM55 122H57V124H55ZM44 125L45 126L48 125L47 126L48 128L45 127ZM22 126H23V128H22ZM145 126H147V127L145 128ZM35 127H36V129H35ZM50 127H51V129H53V130L55 129V130L54 131L51 130ZM43 128H46V129H43ZM20 129H22V130H20ZM38 129H40V130L42 129L44 131L48 129L50 132L51 131H53V132L50 133L47 130L49 132V134H44V136L46 135L45 137L43 135H42V137L39 136V140H38V137L37 136L35 138V136L32 135L33 132L37 131ZM222 129H223V131H222ZM26 130H28V131H26ZM116 130H118V131H116ZM90 131H91V133H90ZM94 131H95V133H94L95 135L93 134ZM3 132H5V133H3ZM106 132H107V135L109 134L110 136L111 135L112 136L111 137L110 136H105L104 134H106ZM58 133L60 135H58ZM87 133H90L89 134L90 136ZM136 133H138V134H136ZM15 134H16V136H15ZM27 134L31 135L32 137L29 136V135H27ZM52 134H55V136L54 135L52 136ZM64 134L66 136H68V137L66 138V136H64ZM91 134H93L94 136L91 135ZM61 135H62V137H60ZM99 135H101V136H99ZM214 135L216 136V138H215ZM2 136H5V137L8 136L10 139L8 137L5 138V137H2ZM85 136H87V137H85ZM103 136H105L106 138L103 137ZM61 138H62V140L65 138L64 140L66 142L64 140L62 141ZM73 138H77V139L74 140ZM80 138H81V140H80ZM52 139L55 142H57L58 144H56ZM209 139H210V137H209ZM35 141H38V142L35 143ZM40 142L42 144H46L47 147H46V145H42ZM67 142H68V144H66ZM50 144L53 145V146H51ZM28 145H29V147H28ZM48 147H51V148H48ZM80 147L81 148L83 147L84 149L82 148V150H80L81 149ZM66 148H69V149H66ZM15 149H17V151ZM43 149H45V150H43ZM50 149H52V151ZM103 149H105V150H103ZM41 150H42V152L43 151H46V153L45 152H43V153L40 152L39 153V151H41ZM47 150H49V151H47ZM237 150H238V152H237ZM36 151H37V154H36ZM83 151H85L84 152L85 154L83 153ZM80 152L82 154V155L80 154L81 155L80 158H79V156H77V158H76L75 155H74V158H75L74 159L73 158V154H75V153L77 154V153H80ZM86 152H87V156H86ZM216 152L218 153V155H217ZM8 153H9V155H8ZM23 153L26 154V155H24ZM221 153H222V155H221ZM41 154L42 155H45V156H42ZM211 154L212 155H215L216 154L215 157L216 156H219V158H217V157L215 158ZM223 154L224 155L226 154V155L224 156ZM28 155H29V157H28ZM17 156H19V157H17ZM49 156L52 157V158H56V157L59 158L58 156H60V158L63 161L64 160H70V161L72 160L73 165L70 166L72 163L69 162V163L64 164L65 166L61 165V166L57 167L58 169L57 168L52 169V168H50L48 166H45V165H43V166H45V167H43L41 165L39 167H36V168L28 171L27 173H24V174H20L19 175L18 168H20V166L22 164H24V163H28V164L30 163L31 164V162H33L37 158L42 161L45 158H48ZM64 156H66L68 159L66 157H64ZM30 157H32V158H30ZM50 157L48 159H50ZM220 157H221V159H220ZM78 158L80 159V161H79ZM133 158H135V159H133ZM18 159L21 161L20 165L18 164L19 163V160ZM77 161L80 162V165H79V163ZM74 162H76V163H74ZM6 163L9 164V165H6ZM12 163H14V164L12 165ZM129 165H131V166H129ZM8 166L9 167L12 166L11 167L12 169H9ZM127 168H128V170H126ZM6 169H8V170L6 171ZM36 169H37V171H36ZM86 171H87V173H86ZM89 171H91V172H89ZM97 171H99V173ZM110 172H112L111 175H110ZM74 173H76V174H74ZM103 173L104 174L107 173L108 175L105 174L106 176L105 175L103 176ZM2 175H4L5 177L2 176ZM24 175H26V176H24ZM98 175H100V176H98ZM217 176H220V178H218ZM97 177H99V178H97ZM110 177H112V178H110ZM104 178L107 179V180H105ZM90 180H92V181H90ZM6 181L9 182V183H5ZM86 181H88V182H86ZM13 184H14V186H13ZM89 184H92V185H89ZM95 184L96 185H99L100 184V185H99V187H97V186H95ZM86 185L89 186V187H87ZM109 186H110V188H109ZM7 187H9V188H7ZM65 187H66V189H65ZM38 189H40V190H38ZM61 189H64V190H61ZM188 191L185 192L186 194H181L182 197L179 195L180 193H177L178 196H176V193L174 194L173 192H168L169 194L168 193L165 194L166 198L164 196V199H163V197H162V199H160V201H163L162 203L164 205V209L165 210L167 209V211H168V217L170 219H173V218L175 219V218L178 217V214L180 215L181 209H180V205L179 204H182V206L184 205V207H186V209H187V207L188 208L189 207L191 208L192 207L191 205H194L195 204V202L192 200V197H189V196H191V194H190L191 193L190 192L191 190L189 192ZM89 192H91L90 189L88 190V193ZM29 193H30V195H29ZM37 193H39L40 195L37 194ZM10 194H11V196H10ZM212 194H213L212 193V190L210 189V196H212ZM183 195H186V197L183 196ZM18 197H20V198H18ZM65 198H66V201H67V198H68V201L69 202L72 201L71 202L73 204L72 207L74 206V208H75V206H76V208L75 209L73 208L72 211H68L67 207H65V205H63V203L66 204L65 203L66 202L65 201ZM182 198L184 199V201H183ZM172 200H174V201H172ZM21 201H23V202H21ZM135 201L136 200H133L134 204H136ZM137 201H139V200H137ZM170 201H172V202H170ZM180 201H181V203H180ZM139 203H142V202L141 201L140 202H137V204H139ZM139 205L145 206L144 202L142 204H139ZM166 205H167V207H166ZM46 206H48V207L50 206L49 209ZM55 206L57 208V211H55L56 210ZM44 208H46V209H44ZM50 208H53V210L55 209L54 210L55 211L54 212L55 213L54 219H56L55 221H52L54 219H49V220L46 219V217L44 215V212H46L45 210H47V209H48L47 211L52 210ZM25 210H26V212H25ZM19 213H20V215H19ZM40 213H42V214H40ZM41 215L44 216L43 219H42L43 216H41ZM59 215L62 217L61 218L62 220L60 219V221H59V218H60ZM137 215H138V213L135 216H137ZM37 216H39L38 218L41 219V220L38 219V221H37ZM236 216L234 217L235 219L238 218V217L236 218ZM55 217H58V220ZM32 218H34V219H32ZM263 218H264V216H263ZM45 219L47 220V222H46ZM50 221H52V222H50ZM25 222H26V225H25ZM37 222H39V223H37ZM7 224L9 226H7ZM18 225H20V226H18ZM37 228H40V229H37ZM32 230H34V231H32ZM10 235H12V234H10ZM62 235H63V237H62ZM60 239H62V241H60ZM23 241H25V242H23ZM0 243L5 244L2 241H0ZM55 244H56V246H55ZM5 248H8V249H5ZM17 250H19V251H17ZM253 252L257 253L258 251L255 249V250H253ZM248 253L249 252H247V254ZM244 254H246V252ZM250 254H252L251 251H250ZM250 254L245 255L246 258L244 256L243 259L244 260H246V259L247 260H250L251 259V260L248 261V262H245V263L243 261L242 264L243 263L244 264H259L261 260L259 258H258L259 260L256 258L257 255H252L253 257L255 256V258H252L251 256H249ZM49 255H50V258H49ZM248 258H250V259H248ZM253 259L255 260V262H254ZM256 260L259 261V262L256 263L257 262ZM238 264H241V263H238ZM260 264H262V263H260Z\"/></svg>",
    "mask_w": 264,
    "mask_h": 264
}]
</instances>
